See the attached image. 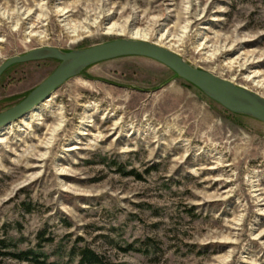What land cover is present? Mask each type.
I'll list each match as a JSON object with an SVG mask.
<instances>
[{"label": "rangeland", "instance_id": "374dc122", "mask_svg": "<svg viewBox=\"0 0 264 264\" xmlns=\"http://www.w3.org/2000/svg\"><path fill=\"white\" fill-rule=\"evenodd\" d=\"M135 33L264 97V0H0V65ZM58 65L7 69L0 113ZM50 99L1 137L0 238L51 240L47 264H79L83 247L112 264H264L263 123L142 57L94 65Z\"/></svg>", "mask_w": 264, "mask_h": 264}, {"label": "water", "instance_id": "95a60500", "mask_svg": "<svg viewBox=\"0 0 264 264\" xmlns=\"http://www.w3.org/2000/svg\"><path fill=\"white\" fill-rule=\"evenodd\" d=\"M124 57L154 60L179 78L199 89L206 97L228 112L245 116L264 124V97L237 86L214 73L198 69L174 51L155 42L135 39H114L84 49L62 51L51 46L37 47L21 56H13L0 65V77L17 64L54 60L59 63L53 73L37 86L23 101L0 113V129L23 118L50 98L69 80L102 62Z\"/></svg>", "mask_w": 264, "mask_h": 264}, {"label": "trees", "instance_id": "16d2710c", "mask_svg": "<svg viewBox=\"0 0 264 264\" xmlns=\"http://www.w3.org/2000/svg\"><path fill=\"white\" fill-rule=\"evenodd\" d=\"M24 239L15 240L12 238H0V264H9L8 261L14 260L24 264H47L50 258L45 251L44 242L51 240H40L35 246L26 249L19 248ZM132 249V248H131ZM79 264H112L104 256L95 252L89 247L79 248L76 252Z\"/></svg>", "mask_w": 264, "mask_h": 264}, {"label": "bare ground", "instance_id": "6f19581e", "mask_svg": "<svg viewBox=\"0 0 264 264\" xmlns=\"http://www.w3.org/2000/svg\"><path fill=\"white\" fill-rule=\"evenodd\" d=\"M61 13H63V11L61 12ZM64 15H66V14H64ZM63 15V16H64ZM5 16V19H6V15H4ZM8 20H10V18L8 19ZM109 32H113V31H115L116 30V26H111V27H109L108 29H107ZM110 34V33H109ZM114 34V33H113ZM135 35V37H134V39L135 40H138V39H141V40H145V41H147V39H146V36H142L140 33H135L134 34ZM34 37H36V35H33ZM234 83V82H233ZM235 84V83H234ZM50 99V98H49ZM48 100V99H47ZM46 100V101H47ZM45 101V102H46ZM51 102H52V99H50V100H48L43 106H37L35 109H33L32 111H30L28 114H26L25 116V118L24 119H22L21 121H20V123H21V126L22 127H24V128H26V130L28 129L27 127H29V120H34L35 118H39V117H41V113H42V108H44V107H49V105L51 104ZM60 115H62V114H60ZM89 119V117L86 115L85 116V120H84V122H83V127H87V124L89 123L87 120ZM12 124V123H11ZM8 125V126H6L4 129H2L1 131H0V143L2 142V140H1V137H3V136H5L6 134H8V133H11V131H13V128H14V126L13 125ZM63 124H64V122L62 121L61 122V124L54 130V134L52 135V139H53V137H54V135L63 127ZM120 129V127L118 126V124H116L115 125V128L114 129H112V131H118ZM23 130H21V132H22ZM85 130L82 128L81 130H80V133L78 134V136H86V133L84 132ZM52 139H51V141L49 142V144H48V146L49 145H51V143H52ZM47 147V146H46ZM70 151H73V150H75V148H71V149H69Z\"/></svg>", "mask_w": 264, "mask_h": 264}]
</instances>
